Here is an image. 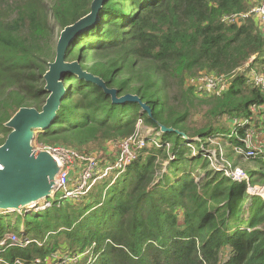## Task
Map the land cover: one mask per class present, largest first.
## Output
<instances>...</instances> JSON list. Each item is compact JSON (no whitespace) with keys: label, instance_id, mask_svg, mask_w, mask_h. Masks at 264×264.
Wrapping results in <instances>:
<instances>
[{"label":"trees","instance_id":"1","mask_svg":"<svg viewBox=\"0 0 264 264\" xmlns=\"http://www.w3.org/2000/svg\"><path fill=\"white\" fill-rule=\"evenodd\" d=\"M92 1L0 0V146L11 131L5 124L20 109L41 111L56 32L87 15ZM257 1L105 0L97 22L71 42L65 62L78 63L117 99L137 97L148 111L136 102L114 104L103 88L67 73L56 117L37 141L104 151L133 135L140 120L169 146L144 148L123 173L74 204L29 211L13 234L33 242L0 247L1 260L49 264L62 244L57 253L79 256L76 264H264V201L246 193V182L211 169L200 149L215 136L242 149L245 132L231 122L263 100L242 87L250 57L264 60V33L251 17L222 21ZM90 56L100 59L86 67ZM200 74L224 79L225 92L196 93L186 80ZM201 101L206 109L190 136L186 126ZM246 160L256 168L247 172L250 185L262 183L264 157ZM5 232L0 223V238Z\"/></svg>","mask_w":264,"mask_h":264},{"label":"built area","instance_id":"2","mask_svg":"<svg viewBox=\"0 0 264 264\" xmlns=\"http://www.w3.org/2000/svg\"><path fill=\"white\" fill-rule=\"evenodd\" d=\"M250 17L256 21L258 29L264 33V0H258L248 12L224 16L222 21L226 24H239ZM244 68H247L245 74L246 84L256 90L263 100L248 105V116L233 119L231 125L245 132V137L242 140L244 147L242 149L235 148L234 150L238 151V153L241 151L243 153L241 156L244 158L254 159L259 156L264 157V60H257L256 55H254L250 57ZM186 84L187 86H192L196 93H202L203 95H219L224 93L228 86L225 84L224 79L205 74L188 78ZM141 125V121H138L133 135L126 139L109 143L106 150L94 154L78 152L75 149L63 146H34L37 141L33 136L32 149L48 154L55 163L57 172L53 178L49 194L35 202L31 208H35L34 211H41L47 208L50 202H55L58 205L65 202H75L85 196L94 185L101 183L110 175H115L116 177L123 173L138 158L148 142L155 143L156 138L160 136V132L152 128L149 129L154 130V132L149 129L146 130V135L149 136L139 134L138 130ZM113 146V149L117 151L115 153H112L111 148H109ZM160 146L162 147L161 144ZM110 153L113 159L111 157L109 162L106 161L108 159H105V157L110 156ZM220 171H223L226 177L231 178L235 182H247L246 175L238 170H235L234 173L231 172L230 175H228L226 170ZM246 193L255 196L257 195V190L247 185ZM41 204H43V208ZM29 243L30 241L27 239H18L14 235L0 238V247L4 249L11 246L24 248ZM50 257L51 259L48 260L49 264H76L79 259V256L73 257L61 253H54ZM0 264L26 263L18 259L11 263L0 259ZM30 264H40V261L39 259H34Z\"/></svg>","mask_w":264,"mask_h":264},{"label":"water","instance_id":"3","mask_svg":"<svg viewBox=\"0 0 264 264\" xmlns=\"http://www.w3.org/2000/svg\"><path fill=\"white\" fill-rule=\"evenodd\" d=\"M104 2L105 0H93L90 12L60 33L55 60L44 75L45 91L49 95L41 111L22 108L5 124L11 130L0 146V208H5V211L22 209L24 204L37 202L49 194L57 167L48 154L33 150L31 142L34 132L48 128L56 117L66 93L64 74H75L80 79L103 88L106 94L111 95L114 104H140L139 99L131 95L117 99L115 90H107L100 79L83 71L78 63L65 62V52L71 42L97 22L98 12ZM140 105L143 110L148 111L142 103Z\"/></svg>","mask_w":264,"mask_h":264},{"label":"rangeland","instance_id":"4","mask_svg":"<svg viewBox=\"0 0 264 264\" xmlns=\"http://www.w3.org/2000/svg\"><path fill=\"white\" fill-rule=\"evenodd\" d=\"M47 3L49 4V6H52L53 0H47ZM118 5H120V4H118ZM59 35H60V31L58 30L56 32V37H55L56 41L59 39ZM99 59L100 58L97 57V56H90L87 59L85 66L86 67H90L95 62H97ZM104 59L107 60V57H104ZM85 72H87V71H85ZM123 76L125 77L126 74H124ZM248 87H250V86L245 83V85L242 87V89L248 88ZM203 102L204 101L198 102L197 106H196V109L191 112L192 117L190 118V120L188 121V124L186 126L188 131H189L188 133L190 134V136H192L194 134L195 130L201 124L200 117L202 115V111H204L206 109V107L204 106ZM226 120L227 119H225L224 122H226ZM138 121H140V120H138ZM147 129H149V128H144L141 125V126H139L138 133L141 134V135H146V130ZM149 130L154 132V130H151V129H149ZM229 132H230V129L227 130V134H229ZM38 134H39L38 132H34V135H33L34 138L36 139V141L39 139L38 138ZM146 136H149V135H146ZM1 138H2V136L0 135V139ZM185 139L188 140V137L186 135H185ZM193 140H195V139H193ZM117 141H120V140H117ZM110 143H113V142H110ZM40 145H47V144L42 143V141H40V142L37 141L36 143H34V146H40ZM48 146H59V145L56 144V145H48ZM168 146L169 145H167L165 143V145H163L162 148H168ZM154 147L155 148L161 147L160 146V136L158 138H156V142L155 143L151 142V141L148 142V144L146 146V151L148 152L151 149H153ZM113 148H114V146L111 147V151L113 153L117 152ZM192 148L194 149V146H192ZM200 149L204 151V154H206L207 160H208V162L210 164V168L211 169H215L216 171L226 170V171H228V175H230L231 172L234 173L235 170H238L242 174L246 175V177H247L246 184L249 187L251 186V187H253L254 189L257 190V193H256L257 195H255V196L259 197L260 199H262V198L264 199V181L262 183L256 184L255 186L250 185L249 176H248L247 172H248V170H252L253 171L256 168H255V166L253 164H251L249 162V160H246V158H244V159L240 158L241 154L243 155V153L241 151H240V153H238V151H236L233 148H231L230 146H228L227 142H225L224 140H222V138H220L218 136L212 137L209 140V142H207L206 147L201 146ZM90 153L91 154L99 153V150H94V151H91ZM193 153H195V151H193ZM111 157H112L111 155L105 157V159H108L106 161L110 162L111 161ZM112 159H113V157H112ZM163 164H164V166H163V168H164L168 164V162H166V164L165 163H163ZM242 182H237V183H242ZM113 183H114V181H113ZM259 193H261V194H259ZM52 204H53V202H50L49 206L50 205L52 206ZM71 204H74V202H72ZM43 207L44 206L42 204V208ZM243 207L246 210L247 207H248V203L246 205H244ZM34 210H35V208L33 209L31 207H29V208L25 207V208H22L21 210H18V211H11V210H7L6 212L5 211H0V216H4V217L1 218L0 223L3 225V227L7 228V232L4 233V236L14 235L13 233L17 234L18 232L22 231V225L24 224V221L26 220V216H25L26 214L24 215V213H26L28 211H34ZM14 236L16 238H18L16 235H14ZM30 242H33V241L30 240ZM61 246H63V245L60 244L59 249L57 250V252H60L61 250H63V248H61ZM57 254H59V253H57Z\"/></svg>","mask_w":264,"mask_h":264},{"label":"bare ground","instance_id":"5","mask_svg":"<svg viewBox=\"0 0 264 264\" xmlns=\"http://www.w3.org/2000/svg\"><path fill=\"white\" fill-rule=\"evenodd\" d=\"M39 133L41 132V130L38 131ZM1 164H0V168H1ZM36 201H30L28 202L27 204H24L26 208H29V207H32L33 204L35 203ZM42 205V204H41ZM24 207V206H23ZM24 207V208H25ZM18 210H21V209H18ZM18 210H15V211H18ZM0 211H5V208H0ZM12 211V210H11Z\"/></svg>","mask_w":264,"mask_h":264},{"label":"crops","instance_id":"6","mask_svg":"<svg viewBox=\"0 0 264 264\" xmlns=\"http://www.w3.org/2000/svg\"><path fill=\"white\" fill-rule=\"evenodd\" d=\"M108 146H109V144H108ZM109 148H111V147H109ZM109 152V151H108ZM113 153V152H112ZM110 155H111V153H110Z\"/></svg>","mask_w":264,"mask_h":264}]
</instances>
